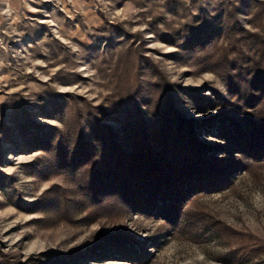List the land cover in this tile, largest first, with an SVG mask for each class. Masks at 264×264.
<instances>
[{
  "label": "rangeland",
  "instance_id": "374dc122",
  "mask_svg": "<svg viewBox=\"0 0 264 264\" xmlns=\"http://www.w3.org/2000/svg\"><path fill=\"white\" fill-rule=\"evenodd\" d=\"M262 110L264 0H0V264H264Z\"/></svg>",
  "mask_w": 264,
  "mask_h": 264
},
{
  "label": "trees",
  "instance_id": "16d2710c",
  "mask_svg": "<svg viewBox=\"0 0 264 264\" xmlns=\"http://www.w3.org/2000/svg\"><path fill=\"white\" fill-rule=\"evenodd\" d=\"M245 87L247 89V86H245ZM247 93H249V92H247ZM253 100H254V97H252L251 95L250 96L248 95L245 98V103H252ZM260 114H261V118H260L261 123H260V125H258L260 132H259V134H257V138L255 140L256 143H260V139H264V111L262 110V112ZM261 131H263V133H261ZM150 159H152V160L155 159V152L153 151V149L151 151H145V152L141 151V152L135 153L133 158H131V156L127 155L123 159V163L128 164V162H131V164H132V168L131 169H134L138 165L149 164V160ZM154 161H156V160H154ZM95 168H96V166H95ZM94 171H95V169H94ZM125 177L128 179V181H131L130 178H132V173L130 175H128V176H125ZM176 178L178 180H174V183L172 185L168 186V192H166L167 196L162 194L161 199L163 201H166V200L170 199L174 195V193L171 194V192H170L171 190L179 191L181 189V186H182L183 182H185L187 180L186 178H188V177L183 176V175H178V176H176ZM129 183H131L132 185H139L138 183H133V182H129ZM187 183H191V182L188 181ZM167 185H164V187L166 188ZM192 185H194V184H191V186ZM139 186H141V188H142L141 190H145L144 188H146V186L143 185V183L142 184L140 183ZM160 187L162 188L163 185L160 184ZM152 188L159 189L157 186H152ZM150 201L153 202V200H150ZM138 204L145 205L144 202L139 203V201H138ZM179 208L180 207H178L177 209H179Z\"/></svg>",
  "mask_w": 264,
  "mask_h": 264
}]
</instances>
